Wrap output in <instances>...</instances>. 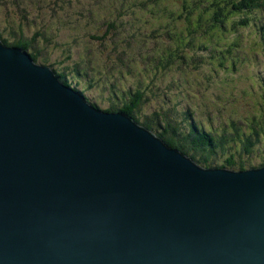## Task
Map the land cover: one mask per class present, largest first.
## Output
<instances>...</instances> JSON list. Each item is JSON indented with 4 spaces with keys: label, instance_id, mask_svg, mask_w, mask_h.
Instances as JSON below:
<instances>
[{
    "label": "water",
    "instance_id": "water-1",
    "mask_svg": "<svg viewBox=\"0 0 264 264\" xmlns=\"http://www.w3.org/2000/svg\"><path fill=\"white\" fill-rule=\"evenodd\" d=\"M145 129L0 38V264H264V168Z\"/></svg>",
    "mask_w": 264,
    "mask_h": 264
},
{
    "label": "trees",
    "instance_id": "trees-1",
    "mask_svg": "<svg viewBox=\"0 0 264 264\" xmlns=\"http://www.w3.org/2000/svg\"><path fill=\"white\" fill-rule=\"evenodd\" d=\"M103 1L87 0L89 5L87 10L90 13L88 17L83 16L87 18V23L95 15H98V19L102 18L100 9L95 7L100 6ZM116 1L120 2L121 6L112 13L115 15L113 26L108 27L103 35L101 31L104 29L99 27L100 34H94L91 38L94 41L96 39L103 41V38L97 36L107 39L110 33V37L116 36L122 29L123 32L119 34H122L123 38L128 34L130 40L139 47H141L139 44L143 47L154 42L155 50L147 54L143 53L139 57L135 51L136 47H133L130 41L131 49L127 61L136 57L133 62L127 63L124 60V50L111 52L110 47L109 60L106 61L102 56L99 58L93 43L90 45L86 42L83 47H86L87 51L82 53L81 58H75L71 50L57 54L56 61L52 62L54 57L49 48L51 46L56 50L55 48L60 46L56 39L58 33L51 35L36 33L29 38L25 36L23 27L17 26L21 33H17L18 37L10 41V38L5 36L9 33L14 36L11 32L15 28V21L10 14L5 17L6 30L3 32L0 28V38L7 46L25 50L35 63L50 65L49 67L64 84L74 87L77 92L86 96L88 101H91L90 96H92L98 109L131 116L138 124L163 139L166 145L185 154L203 168L235 171L248 168L252 159L263 160L264 113L261 111H264V101L262 105L254 106L255 116L249 117L251 119L239 117L234 112L225 119H220L215 114L209 116L210 118L204 114L201 118L198 116L196 118L194 115L198 113L196 103L199 99L187 90V85L194 88V84L200 81L203 90L205 88L207 90L212 88L216 77L219 76L217 82L221 80L220 69L229 70V61L238 68L240 64L234 56L243 46V38L258 37L259 41L252 43V51L259 59L264 55V0ZM52 3L67 13L73 6L74 0H52ZM1 4L4 3L0 0V12L4 13L7 9L6 6L2 8ZM108 9H116V6L108 5ZM51 12L56 15L58 11L52 7ZM53 19L56 21L55 18ZM116 19L117 23H115ZM146 20L149 25L145 24ZM158 23L159 28L164 24L168 25L165 31L166 40L160 42L161 31L159 28L155 29V24ZM55 24L58 25L57 22ZM140 24H144L146 31ZM125 27L129 28L125 29ZM247 30L249 34L245 33ZM230 39L231 42H228ZM124 46L125 44L120 45V47ZM182 49L185 52H182ZM94 55L97 56L98 62L97 59H93ZM110 61H113L114 66ZM141 61L148 63L149 66L144 68L139 63ZM89 62L90 67L87 66ZM103 62L107 68L103 67L104 71H101ZM55 66L58 68L56 69ZM117 68L124 71L112 70ZM108 71L110 74L106 79ZM172 71L186 77L185 85L181 84L183 80H175L172 88L179 92L175 95L165 93L163 99L167 100H163L158 81L163 75H169ZM191 71L200 74L199 77L191 74ZM258 80L264 90V77L258 74ZM105 82H108V85ZM204 97L208 100L206 95ZM160 99L168 104L157 108L153 102ZM183 102L187 103V107L181 106Z\"/></svg>",
    "mask_w": 264,
    "mask_h": 264
},
{
    "label": "rangeland",
    "instance_id": "rangeland-1",
    "mask_svg": "<svg viewBox=\"0 0 264 264\" xmlns=\"http://www.w3.org/2000/svg\"><path fill=\"white\" fill-rule=\"evenodd\" d=\"M1 1L2 3H4L1 4V7L4 8V6H6L7 9L6 11H4V13L3 11L0 12V25H1L0 28L2 29V31L4 32V30H6L5 22H7L6 20L7 18L5 19V17L7 16V14H10V16L15 21V28L11 32L12 35L14 36H11L10 33L7 35L5 34V36L10 38V41H14V39L18 37L17 33H21L20 30L17 29V26L23 27L24 30L23 32L25 36L29 38H32L36 33H43L47 35H51L52 33H58V37H56V39L57 42H59L60 46L55 48L56 50H53L54 47L51 46L49 48V51L53 53L52 56L54 57L52 62L56 61L55 56L57 54H62L65 51L69 52L71 50L75 58L77 59L81 58L82 53L84 51H87V48L83 47L85 42L89 43L90 45L93 43V45L96 47L97 52L99 53L98 55L99 58L102 56V58L106 61L109 60V53H108L109 47L111 52H115V51L117 52L118 49H119L118 51L124 50L123 53L124 60L127 61L128 52L131 49L129 47L130 41L132 43L131 45L133 47H136L135 51L137 56L139 57L143 55V53L147 54L148 52H152L155 50L154 42L149 43L148 45H144L143 47L142 44H139L141 46L139 47L137 46V44H134L132 40H130L128 34L126 38H123L122 34H119L123 32L122 29L118 31V34L116 36L114 35L111 37H110L111 33L109 34V32L106 31L109 34V37L107 39H105L103 36L101 37L97 36V38H103V41H99L97 39L94 41L91 38L92 35L94 34L96 35L100 34L98 30L99 27H102L104 29V31L103 30L101 31L102 32L101 35H103L105 33V30H108V27L113 26V18L115 17V15H113L112 13L116 12V10H119L121 6V3L116 0H104L102 2L103 5L101 4L100 6H96L95 7L96 9H100L99 12L102 18L100 17L98 19L97 18L98 15L97 16L95 15L92 17V20L88 23H87V18L83 17V16L88 17L90 13L87 10L89 6L87 0H74L73 6L70 7L67 13H65L63 10H60L61 7H56L54 3H52V0H1ZM108 5L112 7L114 5L116 6V9H108ZM52 7L58 11L56 15L52 14L51 12ZM92 7L94 8V6ZM60 14H62V16H60ZM77 15H79L80 17L78 18ZM116 16L118 15L116 14ZM243 16L244 15L242 14L241 17ZM53 18H55L56 21H54ZM55 22H57L58 25L55 24ZM117 22L118 20L116 19L115 23ZM144 22H146L145 24L149 25L147 20ZM140 25L141 28L146 31L144 24H140ZM155 26H156L155 29H158L160 24L159 23L155 24ZM128 28L129 27H125V29ZM167 28H168L167 24H164L159 28L161 31L159 42L162 40H166L165 31ZM245 33L249 34V31L247 30ZM109 39H110V44L108 45ZM234 41H236V39H234ZM238 41L240 42V39H238ZM258 41L259 39L256 36H249V38L247 39L243 38V46H241L239 50H237L236 52L237 54L234 56L235 60L238 61L240 64L238 70L237 67L235 68V66L229 61L228 64L229 70L222 71L220 69L219 74L222 77L221 80L217 82V79L219 80V76L216 77L215 79L216 82L214 81V83H212L213 86L212 88L210 87L209 89H207L208 91L206 90V88L203 90V87L200 85V81L194 84L193 86L194 88H191L190 85H187V90H190V92L196 96V99H199L197 100L198 104L196 103V106H198V113L194 115L195 117L198 116L201 118L204 114V116L210 118L209 116L215 114V116L218 115L217 117H219L220 119L222 118L225 119L230 115V113L234 112L235 115L245 119L254 118L255 116L254 106L257 107L258 105H262L264 101V90L261 87L260 80L256 81L255 79L256 76L255 71H262L260 73V76L264 77V55L261 57L260 63L256 62L255 64L254 63L252 64V61H260V59L257 58L254 55L255 53L252 51V43ZM228 42H231V39ZM121 44H125V46L120 47ZM147 49L149 50L147 51ZM181 51L185 52L184 49H182ZM92 57L94 60L97 59L98 62V58L96 55ZM134 60H136V57L130 59L129 61H127V63L131 61L133 62ZM112 62L113 61H110L112 66H114ZM139 63L144 68H147L149 66L148 63H145L144 61H141ZM87 66L90 67V62ZM103 67L104 68L106 67L104 62L101 65V71H104ZM55 68L57 69L58 67L55 66ZM112 70L124 71V69L121 68L112 69ZM110 71L107 72V75L105 77L106 79L109 78ZM191 74L197 75V73L193 71H191ZM240 74L241 75L245 74L249 78L243 80ZM199 75L200 74H198L197 77H199ZM185 78L186 77L183 74L180 73L175 74L174 71H172L171 74L169 75L167 74L165 76L163 75L161 79H159L158 81L159 92L162 93L163 96L161 99L164 98L165 93H172L174 95L177 94L176 92L179 91L177 89L172 88L173 82L175 80H183L181 81V84L185 85ZM105 84L108 85V82H105ZM70 88L74 89V87H70ZM205 95L207 96L208 100H205L204 97ZM161 99L159 101L155 100L156 102H153L157 105V108L165 104H168L167 102L163 103ZM163 100H167V99H163ZM190 102L192 103V101ZM203 102L205 104H203ZM181 106L187 107V103L183 102ZM103 107L105 108L104 105ZM261 113H264V111L262 110ZM161 140L163 141V139ZM177 152L180 153V151ZM251 161L252 162H249L248 168L242 170H235V172H243V171L247 172V170L251 168L255 170L264 168V159L261 161L259 160L254 161V159H252Z\"/></svg>",
    "mask_w": 264,
    "mask_h": 264
},
{
    "label": "bare ground",
    "instance_id": "bare-ground-1",
    "mask_svg": "<svg viewBox=\"0 0 264 264\" xmlns=\"http://www.w3.org/2000/svg\"><path fill=\"white\" fill-rule=\"evenodd\" d=\"M143 127V126H142ZM145 128V127H144ZM146 131H148V132H150L151 133V131H149V129H145ZM159 138V137H158ZM166 146V148L167 149H170V150H173L171 147H169L168 145H165ZM182 155H184V154H182ZM185 157H186V155H184ZM193 162H195L193 159H191ZM195 164L197 165V166H199L200 168H202V169H204V170H212V169H209V168H203V167H201L200 165H198L196 162H195ZM226 170H228V169H226Z\"/></svg>",
    "mask_w": 264,
    "mask_h": 264
},
{
    "label": "clouds",
    "instance_id": "clouds-1",
    "mask_svg": "<svg viewBox=\"0 0 264 264\" xmlns=\"http://www.w3.org/2000/svg\"><path fill=\"white\" fill-rule=\"evenodd\" d=\"M10 47V46H9ZM39 64V63H38ZM40 65H42V64H40ZM44 66V65H43ZM47 67H49V66H47ZM51 68V67H50ZM52 69V68H51ZM53 70V69H52ZM56 74V73H55ZM57 76V75H56ZM58 77V76H57ZM59 78V77H58ZM60 79V78H59ZM61 81V80H60ZM81 94V93H80ZM84 96V95H83ZM86 99H87V97L86 96H84ZM91 98V97H90ZM91 100V99H90ZM89 103H90V101H88ZM92 105H94L95 106V104H94V102L92 101V103H91ZM96 107V106H95ZM103 111V110H102ZM105 112V111H104ZM119 113V112H118ZM121 113V112H120ZM210 169V168H209ZM213 169V168H212ZM215 170V169H214ZM220 170V169H219ZM252 170H255V169H249V170H247V171H252ZM229 171H233V172H235L234 170H229ZM244 172V171H243Z\"/></svg>",
    "mask_w": 264,
    "mask_h": 264
}]
</instances>
